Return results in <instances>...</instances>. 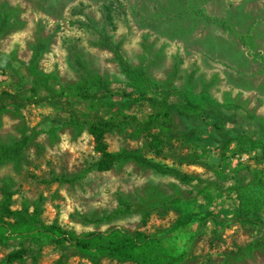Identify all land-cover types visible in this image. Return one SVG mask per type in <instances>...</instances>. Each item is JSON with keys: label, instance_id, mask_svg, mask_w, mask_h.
<instances>
[{"label": "rangeland", "instance_id": "1", "mask_svg": "<svg viewBox=\"0 0 264 264\" xmlns=\"http://www.w3.org/2000/svg\"><path fill=\"white\" fill-rule=\"evenodd\" d=\"M38 42L45 49L37 69L53 74L56 94L89 97L71 100L80 109L91 98L128 91V65L157 86L148 96L206 91L264 117V0H0V94L22 91L21 73ZM12 109L0 112V204L8 191L9 221L57 223L75 234L118 227L158 235L187 212H208L201 230H182L180 264H264V218L245 202L264 199L261 152L233 142L219 155L214 135L203 153L160 136L156 154L148 134L123 125L105 134L119 159L98 171L87 128L58 122L66 114L46 103ZM110 110L102 111L118 114ZM34 247L29 237L0 243V264H135L50 243ZM21 248L23 261L7 259Z\"/></svg>", "mask_w": 264, "mask_h": 264}, {"label": "trees", "instance_id": "2", "mask_svg": "<svg viewBox=\"0 0 264 264\" xmlns=\"http://www.w3.org/2000/svg\"><path fill=\"white\" fill-rule=\"evenodd\" d=\"M103 7L107 19L112 21L110 6ZM45 45L38 42L33 46L32 60L25 67V74L21 73L22 91L18 93L2 92L0 94V112L12 107L17 111L32 102L46 103L59 108L66 116L57 119L58 122L74 127H85L94 139V149L99 154L92 168L104 171L113 166L119 159L118 153L110 152L105 141V134L119 126L129 125L137 134H148L151 137L156 154L159 153L160 136L167 141L179 140L189 144L194 150H203V153L213 144V136L217 135L218 154L233 144H246L251 150L264 154V117L259 116L244 107L220 102L203 91L195 94L189 89H166L161 97L148 96L147 93L157 87L138 68L123 65L131 79L130 91L110 94L101 98H91L90 106L80 109L71 101L80 97V93L67 94L65 91L56 94L50 85L54 80L53 74L44 73L37 69ZM28 77L27 80L23 79ZM137 97L132 96V92ZM90 99L89 97H80ZM118 112L106 115L102 111ZM125 108L127 112L120 111ZM144 108L145 113L140 115L136 109ZM56 121V122H57ZM54 124L49 121L47 124ZM156 132H152V131ZM141 164L155 167L157 164L149 159L139 157ZM166 172L174 173L178 178L186 180L171 168L165 167ZM10 194L6 191L0 204V243H6L18 237H29L33 240L34 249L44 243L55 244L62 250H70L80 255L103 256L118 260L132 261L135 264H180L186 254V243L180 241L184 232L190 236L194 230H201L212 215L205 213L202 216L187 212L168 230L158 235L134 233L118 227L109 228L103 232H83L75 234L57 223L43 224L39 221L24 220L11 222L8 217L14 215L9 204ZM248 206L255 208V213L264 218V199L262 201L245 198ZM262 225L264 221L259 220ZM31 249V248H30ZM39 250V249H38ZM27 249L21 248L11 252L9 261L25 259ZM32 252V251H31Z\"/></svg>", "mask_w": 264, "mask_h": 264}]
</instances>
